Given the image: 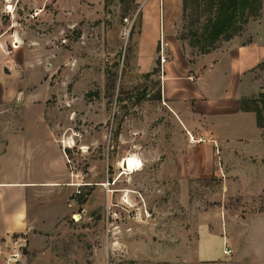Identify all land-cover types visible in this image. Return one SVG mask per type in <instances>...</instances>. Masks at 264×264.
Returning a JSON list of instances; mask_svg holds the SVG:
<instances>
[{
	"label": "crops",
	"instance_id": "crops-1",
	"mask_svg": "<svg viewBox=\"0 0 264 264\" xmlns=\"http://www.w3.org/2000/svg\"><path fill=\"white\" fill-rule=\"evenodd\" d=\"M20 1L33 5L41 18L53 4L52 34L59 36L74 25L76 5L99 6L105 0ZM135 3L139 27L134 66L145 72L159 69L161 96L158 108L152 103L155 122L147 127L162 128V170L157 175L164 189H177L186 198L215 182L222 201L218 231L233 250L239 241L264 249V128L254 111L242 107V100L257 96L264 85V0L257 17L205 53H193L180 38L184 0ZM37 44L0 32L3 251L16 234L29 240L31 248L47 243L73 205L67 203L73 193L66 160L69 127H59L64 120L48 105L53 87L45 79L59 62L58 45L50 48L56 58L46 62L43 44ZM164 232L170 233L169 223ZM41 250L45 253V247Z\"/></svg>",
	"mask_w": 264,
	"mask_h": 264
},
{
	"label": "rangeland",
	"instance_id": "rangeland-1",
	"mask_svg": "<svg viewBox=\"0 0 264 264\" xmlns=\"http://www.w3.org/2000/svg\"><path fill=\"white\" fill-rule=\"evenodd\" d=\"M187 5L179 34L202 27L209 16L204 4ZM47 8L41 18L33 5L0 0V32L42 43L46 62L56 58L50 48L58 45L59 62L45 79L53 87L48 105L63 118L59 127H69L73 193L67 203L73 205L47 243L31 248L29 240L14 235L0 250V264H264V249L239 241L233 250L218 231L222 201L215 182L184 198L177 189L166 191L157 175L162 128L147 125L155 122L160 76L158 67L145 72L134 66L135 0L76 5L74 25L59 36L52 34L54 5ZM125 17L135 18L130 32ZM129 160L133 171L125 167Z\"/></svg>",
	"mask_w": 264,
	"mask_h": 264
},
{
	"label": "trees",
	"instance_id": "trees-1",
	"mask_svg": "<svg viewBox=\"0 0 264 264\" xmlns=\"http://www.w3.org/2000/svg\"><path fill=\"white\" fill-rule=\"evenodd\" d=\"M187 4L188 0H184V12ZM196 4L198 6L204 4L209 16L202 27L180 33V38L189 39L190 46H198V52L205 53L213 49L221 39H230L236 35L250 17H257L260 14L262 0H196ZM195 21H200V17ZM157 71L159 72V69ZM160 96L159 91L158 97ZM242 107L254 111L258 125L264 128V93L242 100Z\"/></svg>",
	"mask_w": 264,
	"mask_h": 264
},
{
	"label": "built area",
	"instance_id": "built-area-1",
	"mask_svg": "<svg viewBox=\"0 0 264 264\" xmlns=\"http://www.w3.org/2000/svg\"><path fill=\"white\" fill-rule=\"evenodd\" d=\"M9 8V7H8ZM124 21L126 22V23H128L129 25H130V29H129V32L131 31V29H132V26H133V24H134V22H135V18H129V17H125L124 18ZM127 32V31H126ZM128 32V33H129ZM13 46L14 47H16V44L15 43H13ZM192 138V137H191ZM193 139V138H192ZM68 160H69V158H68ZM77 186H81V185H77ZM83 186V185H82ZM81 191L78 189V191H77V194H79ZM79 216H81V214L79 213L78 214ZM224 252L227 254V253H230L231 252V249H229V248H225V250H224Z\"/></svg>",
	"mask_w": 264,
	"mask_h": 264
},
{
	"label": "bare ground",
	"instance_id": "bare-ground-1",
	"mask_svg": "<svg viewBox=\"0 0 264 264\" xmlns=\"http://www.w3.org/2000/svg\"><path fill=\"white\" fill-rule=\"evenodd\" d=\"M125 167L127 170L133 171L135 168V165L131 160H129L128 162L125 163Z\"/></svg>",
	"mask_w": 264,
	"mask_h": 264
}]
</instances>
